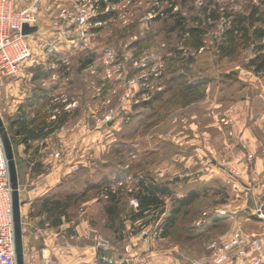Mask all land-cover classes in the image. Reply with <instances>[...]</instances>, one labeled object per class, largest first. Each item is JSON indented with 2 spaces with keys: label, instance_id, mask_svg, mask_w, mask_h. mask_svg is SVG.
<instances>
[{
  "label": "rangeland",
  "instance_id": "obj_1",
  "mask_svg": "<svg viewBox=\"0 0 264 264\" xmlns=\"http://www.w3.org/2000/svg\"><path fill=\"white\" fill-rule=\"evenodd\" d=\"M262 1L18 0L19 9H36L37 30L28 35L31 55L18 73L0 78L3 130L16 163L23 137H29L25 144L42 139L31 138L33 129L36 134L40 127L44 133L57 126L45 137L62 131L75 141H89L91 168L84 171L91 186L99 184L90 196L110 206L109 192L117 194L116 223L132 221L131 214L140 210L139 199L128 193L138 191L141 181L169 186L171 193H159L161 205L133 220L131 229L148 237L137 251L154 264H215L218 246L236 230L264 239V219L256 213L264 207V167L260 178H244L228 150L240 143L249 109L263 111L259 96L248 98H254L264 71L250 63L252 40L239 35L222 45L230 20L250 16L255 6L262 9ZM82 16L87 23L81 24ZM255 26L264 28V22ZM19 128L22 136L16 135ZM254 129L264 154V129ZM82 185L72 179L68 189ZM191 192L196 198L167 228L177 200ZM82 199H67L72 217ZM103 217V212L94 217L99 226ZM99 236L109 248L98 246ZM93 240L107 253L115 244L113 234L103 232H95ZM115 247V264H144L131 259L128 246Z\"/></svg>",
  "mask_w": 264,
  "mask_h": 264
},
{
  "label": "crops",
  "instance_id": "obj_2",
  "mask_svg": "<svg viewBox=\"0 0 264 264\" xmlns=\"http://www.w3.org/2000/svg\"><path fill=\"white\" fill-rule=\"evenodd\" d=\"M255 88L254 98L251 96L248 99L257 100L259 96L263 111L255 113L249 109L250 111L242 118L244 126L239 134L240 143L237 146L233 144L228 149L234 154L232 164L242 166L244 178L253 180L261 177L264 167V154L259 153L262 150V141L254 135V128L264 129V77L257 79ZM66 133L57 131L40 141L37 139L34 143L30 141V144L22 143L18 148L22 157L17 163V169L20 198L23 202L21 212L25 264H115L113 259L117 258L119 251V248L115 247L116 244L128 246V255L134 262L144 260V264H151L150 258L139 256L137 251L138 244L143 245L149 240L145 235L140 237L131 232L137 222H133L132 219L125 222L122 219L116 223L119 217L118 210L115 208L116 216L110 217L108 208L111 205L105 201L102 203L100 198L90 196L91 188L99 186V184L91 186V176L84 171L91 168L87 156L91 143L86 140L75 141V135L71 138L69 135L66 136ZM60 142L64 143L61 147ZM235 150L241 151L240 156H237L239 158L235 157ZM60 151L64 156L56 154ZM72 179L82 182L83 185L79 189L72 186L68 189V183ZM64 189H68L70 197L77 195L83 198L80 209L73 217L68 207L66 216L57 213L54 214L55 217L51 216L45 211V204L58 199L65 200L66 197L62 195ZM102 212L104 222L99 226L94 217ZM100 218L102 221V217ZM95 232H103L111 237L113 234L115 244L108 253L97 248L93 240ZM152 254L156 258L157 255ZM109 258L112 261H109Z\"/></svg>",
  "mask_w": 264,
  "mask_h": 264
},
{
  "label": "built area",
  "instance_id": "obj_3",
  "mask_svg": "<svg viewBox=\"0 0 264 264\" xmlns=\"http://www.w3.org/2000/svg\"><path fill=\"white\" fill-rule=\"evenodd\" d=\"M36 21L35 8L19 9L18 0H0V78L17 74L21 63L31 55L29 34L22 30L24 24L34 26ZM87 21L88 17L82 16L81 24ZM4 136L0 128V264H17L12 185ZM256 213L264 219V207ZM96 241L102 249L110 246L104 237H96ZM214 257L217 264H264V239L236 230L218 246Z\"/></svg>",
  "mask_w": 264,
  "mask_h": 264
},
{
  "label": "trees",
  "instance_id": "obj_4",
  "mask_svg": "<svg viewBox=\"0 0 264 264\" xmlns=\"http://www.w3.org/2000/svg\"><path fill=\"white\" fill-rule=\"evenodd\" d=\"M110 1H117V0H110ZM262 9L260 6H255L254 12H251L250 16H246L243 14H236L235 18L230 20V27L227 28L224 36L226 37L225 42H223L222 45L228 42H234L236 41V38L240 35L241 38L245 39L246 42H250L252 40V43L255 47V57L251 59L250 63L255 67L254 69L259 71H264V43H261L264 39V28L261 26H255L256 22H264V0L261 2ZM255 17V15H257ZM230 17V15H228ZM188 33H191L193 35H196L195 29H189ZM203 46L202 40L198 42L196 47L200 48ZM232 48L229 49L227 53L231 54ZM41 99V98H39ZM38 99L35 98V102H32L30 106H34L36 104V101ZM66 115L61 117V123L65 121ZM23 121V120H22ZM22 125L23 122H20ZM57 128V126L52 127L51 129H48L44 133L43 132L44 127H40V132L34 133L35 129H33V135L31 138H44L46 135L50 134ZM23 131L21 128L16 132L17 136H22ZM27 139L29 137H23L22 143L27 142ZM160 194H167L171 193L169 186H166L162 184L161 182H158L157 180L150 183H145L144 181H141V188L136 192H129L128 195L136 196L140 201V210L137 212H133L130 216V219L132 220H138L139 218L145 216V211L149 210L151 207H158L162 203V198L159 196ZM196 193L191 192L184 198H179L177 200V206L173 208V210L170 213V216L166 219L167 228H169L171 225H173L178 217V215L181 213L182 208L185 206H188L194 198H196ZM70 198V196L66 197L65 200H54L50 204H45L46 206V212L50 214L51 216H54V214H61V215H67V207L68 202L67 199ZM109 200L112 202V205L110 208H108V213L111 215V217L116 216L115 210L113 208V203H118L120 198H118L116 193L109 192ZM55 217V216H54ZM218 218V217H217ZM55 220H58V217L55 218ZM167 230H165V233Z\"/></svg>",
  "mask_w": 264,
  "mask_h": 264
},
{
  "label": "water",
  "instance_id": "obj_5",
  "mask_svg": "<svg viewBox=\"0 0 264 264\" xmlns=\"http://www.w3.org/2000/svg\"><path fill=\"white\" fill-rule=\"evenodd\" d=\"M37 30L36 26H30L28 24L23 25L22 32L24 34H29ZM5 122L0 114V128H4ZM5 148L7 157L9 160V169L12 185V204H13V219L15 225V244L17 252V264H25V252H24V235H23V221H22V212L21 207L23 202L20 198V186H19V177L18 169L15 158V153L13 145L10 139L5 135L4 136Z\"/></svg>",
  "mask_w": 264,
  "mask_h": 264
}]
</instances>
